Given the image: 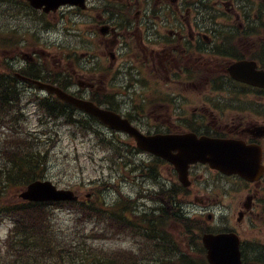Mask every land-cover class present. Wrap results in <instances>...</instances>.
<instances>
[{"label":"flooded vegetation","instance_id":"af4514ba","mask_svg":"<svg viewBox=\"0 0 264 264\" xmlns=\"http://www.w3.org/2000/svg\"><path fill=\"white\" fill-rule=\"evenodd\" d=\"M105 1L80 46L21 50L14 68L53 69L62 89L113 103L146 135L229 144L234 165L190 163L187 184L163 162L165 185L207 232L240 238L242 264H264V0ZM64 10L88 11L53 16Z\"/></svg>","mask_w":264,"mask_h":264},{"label":"trees","instance_id":"16d2710c","mask_svg":"<svg viewBox=\"0 0 264 264\" xmlns=\"http://www.w3.org/2000/svg\"><path fill=\"white\" fill-rule=\"evenodd\" d=\"M2 1L7 12L15 9H25L27 15L34 12L26 0ZM26 41L15 34L2 35L0 28V54L7 53L0 55V225L7 221L12 224L5 239L0 236L3 239L0 264H209L201 244V234L206 229L204 222L188 218L180 200L181 193L175 192L171 198L165 186L142 196L154 200L143 211L136 198L128 197L118 186L106 181L91 200L62 205L32 203L19 198V193L31 182L49 177V142L52 141L34 136L21 125L25 118L24 91L15 76L13 63L18 58V48L26 46ZM48 73L41 65L40 72L28 74L61 84L56 75ZM31 100L48 120H61L79 130H92L114 158L129 161V155H136L134 144L121 140L120 135L103 136L97 127L101 124L95 118L58 98L32 96ZM135 162L125 164H134L136 173H145V178L160 182L159 163L152 167L138 164L136 159ZM108 192L117 198L108 202ZM61 206L71 212L72 225L57 221L56 210ZM79 220L86 224L80 226ZM115 241L130 246L107 245Z\"/></svg>","mask_w":264,"mask_h":264},{"label":"rangeland","instance_id":"374dc122","mask_svg":"<svg viewBox=\"0 0 264 264\" xmlns=\"http://www.w3.org/2000/svg\"><path fill=\"white\" fill-rule=\"evenodd\" d=\"M102 1L104 0H90L88 2V11L80 13L79 17H75L68 10H64L63 14L50 16L47 20L52 27L46 28L43 23L46 18L41 21L39 19L40 14L27 15L25 9L23 11L15 9L7 12L6 10L8 9L4 1L1 0V34L6 35L8 33L10 36L15 34L18 37L25 38L27 40L26 46L21 49L25 52L26 49L32 50L34 48L49 50L48 47L52 48L53 54L60 51L59 47H62L64 51H69L72 50L73 44L78 43L80 46V40L76 37V33L79 31L81 37L86 36L82 32L87 29L82 26L85 23L92 22V16L97 14L96 10L99 11L98 7ZM105 2L107 3V0ZM113 2V0L109 1V3ZM94 7H96V10ZM81 51H86V49L80 48L79 52ZM6 54L0 55L6 56ZM34 111L37 112V108L31 106L30 112H32V115L26 114L27 119L22 123V127L28 128L36 137L47 141L52 139L49 142L51 144L49 180L54 181L60 187L78 191L83 197L82 200H85L89 189L97 186L96 189L98 188L99 190V186L105 181L118 184L125 195L128 197L132 195V199L141 191V180L136 178V171L133 170L135 165L129 164L126 166L125 163H136L135 159L140 161L141 159H148L147 157L137 154L135 156L129 155V161L127 159L114 158L109 151L100 145L92 130H79L66 125L63 121H49L43 125L40 123L39 118L33 115ZM98 127L100 128V126ZM44 129H48L49 132L43 133ZM100 129L106 135H110L106 129ZM121 139L129 141L125 136H122ZM163 175L167 177L165 171H163ZM148 186L153 188L150 183ZM112 195L111 192L107 193L108 202H111ZM150 206L147 203V205L141 206L140 209L143 211ZM56 211L57 221L65 225H72V214H70V211L64 207ZM78 223L80 226L86 224L81 220ZM10 225L9 221L0 225V235L3 239L7 236ZM2 240H0V246L2 245ZM107 245L111 247L130 246L128 243L121 241L107 243Z\"/></svg>","mask_w":264,"mask_h":264},{"label":"water","instance_id":"95a60500","mask_svg":"<svg viewBox=\"0 0 264 264\" xmlns=\"http://www.w3.org/2000/svg\"><path fill=\"white\" fill-rule=\"evenodd\" d=\"M86 0H29L36 9H43L45 12L57 11L60 6L70 4L86 8ZM45 89L47 92L56 94L62 101L69 103L81 110H85L96 116L105 125L112 129L123 131L134 137L141 149L147 150L170 162L178 165L181 176L186 175L187 166L192 162H210L214 166L225 163V156L219 152L220 144L215 140L198 139L195 136L187 135L182 137L155 139L144 138L140 132L131 124L117 115L101 111L99 108L86 101L79 100L60 88L40 83L35 80H28ZM179 150V154L172 155V150ZM235 156L231 155V163H234ZM182 181H184L182 179ZM24 201H76L78 196L70 190H60L51 181H35L20 194ZM207 248V257L210 264H242L239 252V240L233 236L207 234L203 238Z\"/></svg>","mask_w":264,"mask_h":264},{"label":"bare ground","instance_id":"6f19581e","mask_svg":"<svg viewBox=\"0 0 264 264\" xmlns=\"http://www.w3.org/2000/svg\"><path fill=\"white\" fill-rule=\"evenodd\" d=\"M26 2L28 3L29 7L34 11L33 12L34 15L40 14L39 19L41 21H43L46 18L45 22H43L46 28L52 27L48 23L47 18L50 17V16H53V13H55L56 11L51 10L50 12H45L43 9L34 8L31 5V3L29 2V0H26ZM74 7L79 8L78 6H74ZM18 50H19V52H18V56H19L21 54L20 53L21 48H18ZM43 68L45 69L46 67L43 65ZM38 72H40V70ZM49 72H50V73H48L49 75H56L54 73L53 69H51ZM28 73L25 70L24 71L16 70V74H15L16 78L19 80V86H20L21 90L24 91V96H23V104L24 105H22V107L24 108V112L23 113H24L25 118L22 119L21 125L27 119L26 114L32 115V112H30V107L31 106H34V108H37V112L34 111L33 115H36L37 118H39L40 123L44 125V124H46L47 122H49L51 120H48V119L45 118V115H43V113L41 111H39V108L37 107L36 102L32 101L31 97L32 96L44 97V96L40 95L41 93H45L46 97H48V95H52V96L56 97V94L49 93L45 89L39 88L37 85L31 83L28 80H35V81H38L40 83L47 84V85L54 86V87H59L60 84H59V82L53 83L52 81H50L48 79L45 80V79H41V78H38V77L34 78L33 76H30ZM58 121H61V120H58ZM46 132H49V130L48 129H44L43 133H46Z\"/></svg>","mask_w":264,"mask_h":264}]
</instances>
